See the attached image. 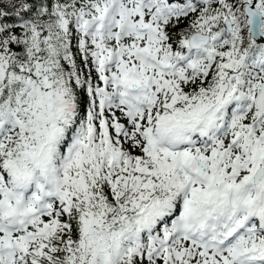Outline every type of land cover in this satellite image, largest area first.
Returning <instances> with one entry per match:
<instances>
[{"label":"snow or ice","instance_id":"6c2138e0","mask_svg":"<svg viewBox=\"0 0 264 264\" xmlns=\"http://www.w3.org/2000/svg\"><path fill=\"white\" fill-rule=\"evenodd\" d=\"M0 264H264V0H0Z\"/></svg>","mask_w":264,"mask_h":264}]
</instances>
